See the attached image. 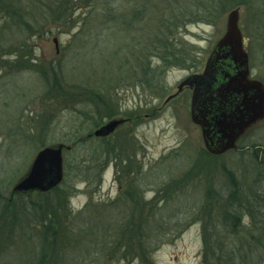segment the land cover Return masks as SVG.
<instances>
[{"label":"rangeland","instance_id":"1","mask_svg":"<svg viewBox=\"0 0 264 264\" xmlns=\"http://www.w3.org/2000/svg\"><path fill=\"white\" fill-rule=\"evenodd\" d=\"M235 8L251 77L264 83V0H78L71 23L41 32L0 13V264H211L206 250L229 249L235 264H264V167L253 157L264 119L214 155L192 121V90L168 100L204 71ZM25 52L32 68L17 70ZM50 67L63 86L54 92ZM121 112L138 120L108 141L88 138ZM60 144L70 147L60 188L13 194L38 151ZM34 201L46 207L21 220Z\"/></svg>","mask_w":264,"mask_h":264},{"label":"water","instance_id":"2","mask_svg":"<svg viewBox=\"0 0 264 264\" xmlns=\"http://www.w3.org/2000/svg\"><path fill=\"white\" fill-rule=\"evenodd\" d=\"M240 8L228 13L226 32L210 54L204 71L178 85L193 90L192 121L201 127L206 149L214 155L238 148V141L254 125L264 119V83L250 77L249 54L239 26ZM57 46L58 40L54 39ZM125 120L112 119L99 127L94 135L108 137ZM63 144L46 146L38 151L29 172L17 182L14 193L48 192L64 179Z\"/></svg>","mask_w":264,"mask_h":264},{"label":"trees","instance_id":"3","mask_svg":"<svg viewBox=\"0 0 264 264\" xmlns=\"http://www.w3.org/2000/svg\"><path fill=\"white\" fill-rule=\"evenodd\" d=\"M78 0H0V13L5 16L7 21H11L10 23L18 28H30V24L32 22L36 25L37 32H41L42 27L40 23H46V22H56L57 20L63 21V23H71V16H72V10L75 5V3ZM92 1V0H90ZM39 23V24H37ZM32 28V27H31ZM166 48V46H165ZM30 55L32 53L25 52V53H19L17 55V61L14 63L17 66V70L21 69H27L32 68L30 65L31 58ZM170 54L168 55L165 53L164 56H162V59L164 61V66H167L171 64L170 62ZM30 58L29 61H26V59ZM26 62V63H25ZM43 76L46 78V82H49V76L50 74H53V82L49 84V91L54 92L56 88L60 87L62 88V84L57 80L56 73L54 72V69L50 67V72L48 69L43 70ZM59 82V84H58ZM59 89V88H58ZM57 89V90H58ZM44 148V147H42ZM41 148V149H42ZM262 148V147H261ZM254 159L263 165L264 167V149H254ZM264 170V168H263ZM226 174L228 176V179L231 184V198L232 200L237 199L240 194V186L238 185V181L236 179V176L228 169H225ZM60 188V185L54 188L51 191L48 192H39L37 194L42 196H47L49 193L56 192ZM32 193V192H29ZM239 199V200H238ZM237 202H240V198H238ZM52 203V201H50ZM41 202H30L29 206L27 207L26 204H21L19 210H18V217H21V220L27 213L28 215H31L32 208L35 206L40 207V209H44L46 207V204ZM240 204V203H239ZM241 208H237L234 213H232L230 216L232 219L238 220L240 218V214L242 213V206L239 205ZM248 209V208H246ZM249 210V209H248ZM52 227H55V231H57L58 223L53 220L51 223ZM205 243L208 244L209 240L206 237ZM207 249V248H206ZM222 247L217 248L215 251L221 250ZM253 251H251L252 253ZM204 261L208 263L211 261V264H235L236 259L240 257L238 256L237 252L233 249H229L227 251H223L221 253H214L212 250H206L204 253ZM247 256L242 255L241 259H246ZM46 258V256H45ZM260 264L261 261L257 260ZM43 264V262H41Z\"/></svg>","mask_w":264,"mask_h":264},{"label":"flooded vegetation","instance_id":"4","mask_svg":"<svg viewBox=\"0 0 264 264\" xmlns=\"http://www.w3.org/2000/svg\"><path fill=\"white\" fill-rule=\"evenodd\" d=\"M186 88H190V87H185L184 89ZM191 89V88H190ZM192 90V89H191ZM112 119H123L125 120L122 124L119 125V127L116 129V131L108 136V137H96L94 135V132L99 128L101 127L102 125H104L106 122H108L109 120H112ZM138 120V116H132L130 113H117V114H114V115H111L106 121L102 122L101 124L97 125L96 128L93 130L92 133H89L88 134V138H94L96 141L98 142H104V141H108L109 139H111L113 136H115L118 132L120 131H123L124 128L129 125V124H132L133 121H136ZM119 190L121 191L122 190V187L120 186L119 187ZM134 191L135 193H139L138 190H132ZM135 198H138L137 196H135ZM138 200V199H137Z\"/></svg>","mask_w":264,"mask_h":264}]
</instances>
